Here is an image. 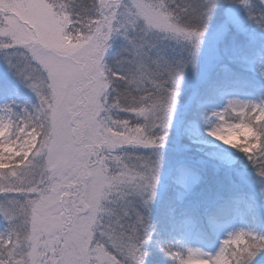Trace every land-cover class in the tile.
I'll return each mask as SVG.
<instances>
[{
  "label": "snow or ice",
  "instance_id": "6c2138e0",
  "mask_svg": "<svg viewBox=\"0 0 264 264\" xmlns=\"http://www.w3.org/2000/svg\"><path fill=\"white\" fill-rule=\"evenodd\" d=\"M0 264H264V0H0Z\"/></svg>",
  "mask_w": 264,
  "mask_h": 264
}]
</instances>
